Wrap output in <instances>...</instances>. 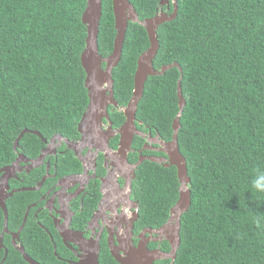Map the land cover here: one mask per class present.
<instances>
[{
    "label": "trees",
    "instance_id": "obj_1",
    "mask_svg": "<svg viewBox=\"0 0 264 264\" xmlns=\"http://www.w3.org/2000/svg\"><path fill=\"white\" fill-rule=\"evenodd\" d=\"M161 1L129 0L140 21L155 17ZM177 6L176 18L157 30L153 67L178 63L181 71L173 67L148 77L136 113L153 134L173 139L181 80L186 105L178 144L191 179V206L181 217L173 264H264V194L250 186L255 169L264 168V0H177ZM86 7L87 0H0V169L15 160L14 144L24 130L47 140L79 138L89 107L81 63ZM173 11L170 2L168 14ZM116 35L113 0H102L98 46L104 58L112 54ZM149 47L146 29L129 22L112 73L120 106L132 98L138 59ZM115 113L120 125L124 117ZM42 146L40 137L27 133L18 152L36 157ZM179 188L176 167L140 165L133 182L140 228L159 229L168 222ZM6 206L15 231L26 206L21 199ZM254 217L262 218L260 227ZM3 221L0 209V229ZM6 242L8 255L4 260L0 252V264H28ZM43 246L50 253L40 262L53 264L51 247ZM161 249L171 251L168 242ZM99 262L118 264L105 248Z\"/></svg>",
    "mask_w": 264,
    "mask_h": 264
},
{
    "label": "flooded vegetation",
    "instance_id": "obj_2",
    "mask_svg": "<svg viewBox=\"0 0 264 264\" xmlns=\"http://www.w3.org/2000/svg\"><path fill=\"white\" fill-rule=\"evenodd\" d=\"M169 10L170 4L159 8V12ZM104 90L110 95L107 86ZM117 104L109 101L106 112L94 114L82 132L78 128L79 138H64L66 142L57 135L49 140L40 137L43 146L36 157L17 149L15 160L0 174V187L5 206L11 200L21 199L26 210L20 227L14 231L10 230L8 221L6 225L0 206L4 215L0 252L4 251L5 256L8 255L6 240L25 262V257H29L38 264L50 253L44 251L47 250L44 243L52 249L56 259L53 264H78L85 252L97 244L99 260L103 248L115 260L112 250L124 257L126 251L141 242L150 251L165 252L161 248L168 240L155 232L158 229L140 228V201L133 191V182L138 168L146 161L172 167L167 166L170 162L166 147L173 139L165 140L159 133L153 134L149 125L136 118L135 126L142 135H134L127 167L123 168L116 155L121 139L118 130L126 122L124 109L128 105ZM115 112L124 117L120 125L114 118ZM137 136L141 139L138 143ZM19 193L23 194L16 197Z\"/></svg>",
    "mask_w": 264,
    "mask_h": 264
},
{
    "label": "water",
    "instance_id": "obj_3",
    "mask_svg": "<svg viewBox=\"0 0 264 264\" xmlns=\"http://www.w3.org/2000/svg\"><path fill=\"white\" fill-rule=\"evenodd\" d=\"M170 1L174 5V11L172 14L167 12H159L155 17L140 21L139 15L129 0H113V12L115 17V29L117 35L114 41V49L112 54L108 58H104L99 54L98 36L100 21L102 18V0H87V7L83 13L82 21L87 28L86 48L81 56V63L86 72L85 87L88 90L89 95V107L86 114H84L80 124L79 131L82 132V128H86L90 118L97 113H104L107 109V103L109 101L117 106V102L114 100V80L113 70L117 67L121 60L122 49L125 41L126 31L129 22L141 24L147 31L150 47L144 52L138 59L137 70L135 73V85L132 98L124 109L126 116L125 124L118 130L121 136L120 148L116 156H119V162L121 166L127 167V155L131 150V144L134 135H142L135 126L136 112L138 104L143 97V91L145 83L150 76L163 75L169 69L176 67L181 71V67L178 63L163 66L160 70H156L153 67V60L156 57L159 50V42L157 37L158 28L166 22L173 21L178 13L177 0H162L161 7L169 5ZM105 65V67H104ZM107 82L108 92L102 90L103 82ZM178 97H179V113L173 123V140L166 147L168 152L170 164L167 166H174L177 169V176L180 182L179 188V200L176 205L171 209V216L168 222L160 227L155 232L159 235L165 236L171 247L170 252H162L159 250L150 251L147 248V244H141L138 247H131L129 252H125V256H119L117 252L112 250V255L119 264H155L157 260L168 259L174 263L177 251L179 249L180 229H181V217L188 212L191 206V191L189 184L191 179L188 174L187 161L181 154L178 144V132L181 128L180 118L183 114L186 101L182 94L181 80L178 84ZM31 133L38 137H42L39 132L24 130L14 144V151L16 152L21 139L25 134ZM59 140L66 141L61 135H57ZM108 144L105 146L108 149ZM152 161H156L152 159ZM134 166L132 173H135ZM8 169L4 168L0 170V174H3ZM3 190L0 187V206L5 213L6 225L8 221V213L3 199ZM172 225V226H171ZM172 228V231L170 230ZM2 247H0L1 251ZM21 251H23L21 249ZM99 251L100 246L90 248L87 250L86 256L78 264H99ZM119 252V251H118ZM7 256V254H6ZM6 256L4 260L6 259ZM25 260L29 264H38L32 261L29 257H25Z\"/></svg>",
    "mask_w": 264,
    "mask_h": 264
},
{
    "label": "clouds",
    "instance_id": "obj_4",
    "mask_svg": "<svg viewBox=\"0 0 264 264\" xmlns=\"http://www.w3.org/2000/svg\"><path fill=\"white\" fill-rule=\"evenodd\" d=\"M250 186L255 192L264 194V168L258 167L255 169L250 181ZM254 221L257 227H260L262 218L254 217Z\"/></svg>",
    "mask_w": 264,
    "mask_h": 264
},
{
    "label": "bare ground",
    "instance_id": "obj_5",
    "mask_svg": "<svg viewBox=\"0 0 264 264\" xmlns=\"http://www.w3.org/2000/svg\"><path fill=\"white\" fill-rule=\"evenodd\" d=\"M106 86H107V88H108L107 82L105 81V82H103V84H102V90H103V91H105L104 89H105ZM169 231H172V228H170Z\"/></svg>",
    "mask_w": 264,
    "mask_h": 264
},
{
    "label": "rangeland",
    "instance_id": "obj_6",
    "mask_svg": "<svg viewBox=\"0 0 264 264\" xmlns=\"http://www.w3.org/2000/svg\"><path fill=\"white\" fill-rule=\"evenodd\" d=\"M164 12V11H163Z\"/></svg>",
    "mask_w": 264,
    "mask_h": 264
}]
</instances>
